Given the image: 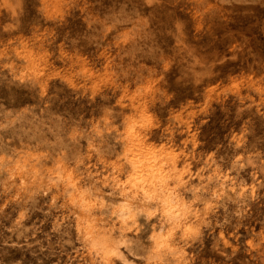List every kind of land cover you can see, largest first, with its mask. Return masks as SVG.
Instances as JSON below:
<instances>
[{
    "label": "rangeland",
    "instance_id": "1",
    "mask_svg": "<svg viewBox=\"0 0 264 264\" xmlns=\"http://www.w3.org/2000/svg\"><path fill=\"white\" fill-rule=\"evenodd\" d=\"M210 180L245 202L195 214ZM89 181L99 255L69 218ZM133 182L156 197L121 225ZM129 263L264 264V0H0V264Z\"/></svg>",
    "mask_w": 264,
    "mask_h": 264
},
{
    "label": "bare ground",
    "instance_id": "2",
    "mask_svg": "<svg viewBox=\"0 0 264 264\" xmlns=\"http://www.w3.org/2000/svg\"><path fill=\"white\" fill-rule=\"evenodd\" d=\"M135 146L137 149L147 153V148H145L141 143L136 142ZM133 147L130 148L132 150ZM24 159H30L27 156H23ZM211 184L210 191L205 194V187H198L193 190L195 200L201 203V207L195 211V214L199 216H205V214L210 213L214 206H221L226 208L228 205L235 206V212L238 207L245 202L247 196V191L244 186L239 183H227L225 180H210ZM132 196H119L118 204H116L112 209V220L123 224L127 218V214L132 208H137L140 206H150V201L156 197L155 188L151 189L148 182L138 183L133 182L128 189ZM124 192L125 190L122 189ZM88 193H97L94 184L89 181L85 188L79 192V199L72 202L71 216L76 232L77 238L79 239L82 246H84L90 253L94 255H99L102 248L104 247L103 239L104 234L110 232L103 226L105 218L102 212L109 211V205L103 200L99 202L100 214H96L90 210L91 204L89 202L84 203L83 200L88 195ZM176 216V214H174ZM132 217V216H130ZM188 230L182 232V234H187ZM132 264V263H129Z\"/></svg>",
    "mask_w": 264,
    "mask_h": 264
},
{
    "label": "snow or ice",
    "instance_id": "3",
    "mask_svg": "<svg viewBox=\"0 0 264 264\" xmlns=\"http://www.w3.org/2000/svg\"><path fill=\"white\" fill-rule=\"evenodd\" d=\"M241 7H243V6H241ZM173 71L175 72V69H173ZM216 71L222 73V75L218 76L217 79H222L223 76L227 74V68H224V69L217 68ZM257 74L259 75V73H257ZM174 79H175V77L169 74V84L168 85L161 84V87H167L169 92L175 91L178 94L171 101H169L166 104L165 107L160 108L159 105L157 106L158 109H159V117H160V120L163 122V124L168 123V119H167V117H168V109H170V108H178L179 104H180V101L186 99L184 93L185 92H188V93L191 92V88L190 87L188 89H185L183 87H177L175 84H173L172 81ZM212 82L215 83V81H212ZM159 132H160V129H156L154 135L159 134Z\"/></svg>",
    "mask_w": 264,
    "mask_h": 264
}]
</instances>
